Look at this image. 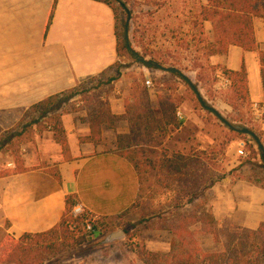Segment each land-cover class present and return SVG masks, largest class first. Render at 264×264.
Here are the masks:
<instances>
[{
  "label": "rangeland",
  "instance_id": "374dc122",
  "mask_svg": "<svg viewBox=\"0 0 264 264\" xmlns=\"http://www.w3.org/2000/svg\"><path fill=\"white\" fill-rule=\"evenodd\" d=\"M108 1L116 11L122 45L128 42L140 57L155 61L162 59L168 62L165 66L181 69L198 86L206 101L227 120L254 130L264 141V131L259 128L260 120L255 118L252 107L230 89L222 69L215 68L206 55V39L212 38L213 28L207 29L206 24H202L204 0ZM111 76H118V80L108 84ZM122 77L132 95L131 101H127L129 115L122 119L127 121L128 127L124 130L120 119L113 120L112 126L105 124L117 132L116 141L112 142V135L106 139L107 146L115 150L118 149V135L127 136L136 144L123 151L130 158L139 155L137 161L144 171L137 203L120 216H87L86 221L70 224L69 233L59 234L48 242L60 244V247L56 249L53 245L54 248L36 251V259L31 264H147L148 251H170L173 235L168 225L178 214L212 213L211 205L219 188H226L231 180L244 179L264 187V161L251 136L238 135L213 112L206 110L187 81L171 72L148 68L124 49L116 68L98 76L89 86L92 88L90 92L76 97L62 108L86 110L90 117L94 109L109 105L107 97L113 94L115 84ZM148 77L152 79V87L143 85ZM160 99H167L172 105L171 111L175 110L180 128L159 127L156 118L159 117ZM151 105L154 111L148 112ZM146 115L149 117L144 118ZM31 117L29 115L28 120ZM150 123L156 132L141 139L145 126ZM5 136H0V140L9 139L8 144L0 142V164L19 157L18 146L29 139L27 131L21 136ZM242 141L246 144L244 154L239 153ZM131 142L125 144L131 145ZM176 153L193 160L182 173L173 171L167 162V158ZM178 201L180 206L176 207ZM218 226L217 236L210 229L203 231L201 223L191 227L204 252L224 251L229 235L235 226L240 225L219 219ZM259 236L264 238V226ZM4 239L0 242V264H23L21 258L12 259L6 254L12 246L8 245L6 250L1 248ZM258 240L257 236L249 239L250 246H253V253L248 256L251 261L256 260L259 253L264 255V239H260V243L256 242Z\"/></svg>",
  "mask_w": 264,
  "mask_h": 264
},
{
  "label": "crops",
  "instance_id": "0c3cea01",
  "mask_svg": "<svg viewBox=\"0 0 264 264\" xmlns=\"http://www.w3.org/2000/svg\"><path fill=\"white\" fill-rule=\"evenodd\" d=\"M205 24L212 29L211 22ZM254 24L258 48L264 51V19L255 18ZM259 50L232 45L226 54L212 55L209 60L234 71L245 64L253 113L264 131ZM119 57L116 14L105 2L0 0V136H21L23 125L16 127L23 118L28 121L32 105L113 70ZM115 87L107 97L109 108L112 114L124 116L132 95L124 77ZM256 104L262 109L256 110ZM87 118L86 110L67 111L62 116L69 159L50 128L39 132L34 126L32 139L18 146V156L28 170L16 173L14 157L0 164L4 173L0 177V242L6 235L19 239L52 228L63 217L66 197L71 194L96 218L119 216L135 204L140 194L138 173L126 157L107 146V136L116 141L117 132L102 125L100 142H82L80 138L91 133ZM126 122L121 123L124 130ZM0 142L8 144L5 138ZM52 168L61 182L50 172ZM231 182L219 188L211 205L213 215L217 221L227 219L257 229L264 222V187L244 179Z\"/></svg>",
  "mask_w": 264,
  "mask_h": 264
},
{
  "label": "trees",
  "instance_id": "16d2710c",
  "mask_svg": "<svg viewBox=\"0 0 264 264\" xmlns=\"http://www.w3.org/2000/svg\"><path fill=\"white\" fill-rule=\"evenodd\" d=\"M99 1L109 4L116 14L115 8L110 4L108 0ZM54 11L55 5L51 12L47 29L52 23ZM201 16L202 24L207 21L211 22L213 28V36L212 38L206 39L205 44L206 55L208 57L217 54H226L230 46L232 45L240 46L246 51L259 50L258 41L256 39L254 20L255 18L264 19V0H208L207 4H204L201 7ZM123 49L127 51L134 59H136L137 61H141L140 55L131 48L128 42L124 43L123 45L121 44L118 35L119 56L122 54ZM259 54L262 64V76L264 82V51L259 50ZM156 61L160 62L163 65H166L168 63L167 61L162 59H158ZM147 67L152 68L151 66ZM215 68L222 69L224 77H226L231 83L230 89H232L234 93L237 94L241 101L252 107L248 89V72L245 64H243L241 70L239 71L230 70L226 67L221 66H215ZM106 73L104 72L99 76H102ZM173 74H176L180 78L187 81L181 75L177 73ZM97 77L85 80L74 88H71L60 94L52 95L45 100L32 105L28 112V117L29 115L32 117L27 122L25 121V118H23L21 124L16 127V129L23 125L22 131H27V134L30 138L33 137V134L35 132L34 126L37 127V130L39 132L50 128L54 133L55 140L62 145L65 159H69V145L67 142L66 131L62 122V116L68 110L63 109L62 106L64 104H68L76 97L83 96L86 93L90 92L92 88L89 86L92 84V82L95 81ZM116 80H118V76H111L107 83L110 84L111 82H114ZM158 104L160 110L158 109L157 105L159 117L156 118V120L161 125L159 127L163 129H167V127L170 126H173L174 129L180 128L181 122L177 120L175 110L171 111L172 105L169 103V101L167 99H160ZM108 106H105V108L101 107L100 110L94 109V113L91 114L89 118H87V122L90 123L91 133L86 137H81L80 140L82 142L89 141L95 144L100 142L102 138V125L109 124L112 126L113 124H111V122L113 120L125 118L127 115H129L128 106V112H126L124 116L113 115ZM152 110L154 111L151 105V108H149L147 111L151 112ZM143 117L148 118L149 116ZM233 125L235 127H241L239 125ZM145 127L146 128L144 134L140 136L141 139H146V137L148 136L151 137L153 132H156V129L151 123L146 125ZM231 130L236 132L240 136H248L247 134H243L236 130ZM131 131L134 130L132 129ZM126 141H132L131 145H126ZM261 141L264 144V141ZM255 143L258 145L256 141ZM132 145H136L135 142H133V139H130L127 136L123 137L122 135H118V149L114 151L126 157L134 165L140 180L141 191V182L143 177L142 175L144 171L141 169V166L137 161L139 155L134 156V158H130L123 151L127 147H130ZM259 154L264 161V153L260 148ZM15 159L17 164V168L15 169L16 173L28 170V168L24 167L23 160L20 157H16ZM191 161H193L192 158L190 160L189 156L182 153H176L167 158L169 167L177 173H182L185 169H187L189 165H191ZM50 172L56 177L59 182H61V176L55 168H52ZM3 175L4 173L0 171V177H2ZM213 184L214 182L211 185ZM186 185L187 183L185 184V186ZM65 202V213L60 221L52 228L40 233H26L19 239H16L11 235H6L3 243L1 244V248L5 249L8 245L10 247L12 246L13 248L8 249V251H6V254L9 255L12 259L21 258L23 264H25V262H29L31 264L32 261L36 259V257L34 256V253L36 251H41L43 249L48 250L49 248L53 247V245H55L54 247L58 249L60 247V244H54L55 242H53V244H48L50 240H54L52 239L53 237H58L59 234L66 235L70 232V224H75L77 221H86V219L88 218L87 216H94L88 213L86 209L82 216H75L73 214V208L78 203L76 195H68ZM136 203L137 201L133 206H135ZM179 206L180 202L178 201L176 207ZM197 223L202 224L203 231L207 232L210 229L211 232L217 236L218 221L216 220L213 213L198 212L190 215L184 213L178 214L177 217H175V219L172 221V224L168 225V230L173 235L170 251L167 253H156L148 251L146 254L147 264H262L264 262V255H262L261 253H259V257L256 258V260L251 261L250 257L248 258V256L253 253L251 249L253 246H250L249 239L251 236H257L259 240L264 239L259 236V234L263 231L264 223H261V225L257 229L235 226L234 232L229 235V243L226 245V249L222 252L215 253L204 252L200 248L195 238V232L191 229V227ZM259 240L256 242L260 243Z\"/></svg>",
  "mask_w": 264,
  "mask_h": 264
},
{
  "label": "water",
  "instance_id": "95a60500",
  "mask_svg": "<svg viewBox=\"0 0 264 264\" xmlns=\"http://www.w3.org/2000/svg\"><path fill=\"white\" fill-rule=\"evenodd\" d=\"M127 30H126V35H127ZM140 60L142 63H144L147 66H151V67H155L158 68L159 70L165 71V72H172V73H177L179 75H181L183 78H185L187 80V82L190 84L191 88L194 90V92L196 93L199 102L201 103V105L208 111L213 112L222 122H224L229 128L236 130L238 132H241L243 134H247L249 136H251L259 145V148L262 150V152L264 153V144L262 143L260 137L258 136V134L248 128V127H235L229 120H227L219 111L218 109H216L214 106L210 105L206 99L202 96L198 86L196 84H194L189 77L184 74V72L175 67V66H165L163 64H161L158 61L155 60H147L144 57H140Z\"/></svg>",
  "mask_w": 264,
  "mask_h": 264
},
{
  "label": "built area",
  "instance_id": "2783aa9c",
  "mask_svg": "<svg viewBox=\"0 0 264 264\" xmlns=\"http://www.w3.org/2000/svg\"><path fill=\"white\" fill-rule=\"evenodd\" d=\"M145 85L147 86V87H152L153 86V82H152V79L151 78H147L146 80H145ZM254 108L256 109V110H261L262 108H260L257 104L256 105H254ZM245 142L244 141H242L241 143H240V150H239V153L240 154H244V147H245ZM8 166L9 167H14V164L13 163H9L8 164ZM85 212V208L81 205V204H77L74 208H73V214L75 215V216H78V215H81V214H83Z\"/></svg>",
  "mask_w": 264,
  "mask_h": 264
}]
</instances>
